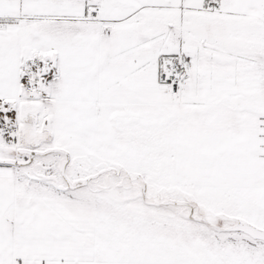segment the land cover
<instances>
[{
	"label": "snow or ice",
	"instance_id": "snow-or-ice-1",
	"mask_svg": "<svg viewBox=\"0 0 264 264\" xmlns=\"http://www.w3.org/2000/svg\"><path fill=\"white\" fill-rule=\"evenodd\" d=\"M0 264H264V0H0Z\"/></svg>",
	"mask_w": 264,
	"mask_h": 264
}]
</instances>
